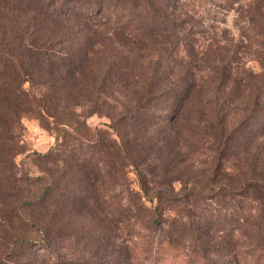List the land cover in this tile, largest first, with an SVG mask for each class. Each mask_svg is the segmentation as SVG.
<instances>
[{"label": "trees", "instance_id": "obj_1", "mask_svg": "<svg viewBox=\"0 0 264 264\" xmlns=\"http://www.w3.org/2000/svg\"><path fill=\"white\" fill-rule=\"evenodd\" d=\"M259 1L257 5L253 3L251 8L254 7L249 11V21L254 24L249 28L250 35L246 37L247 41L255 40L258 45L259 41L264 43V12L259 13L264 0ZM179 2L180 0H0V146L7 151L10 162L26 151L20 135L23 130L20 123L22 117H33L41 127L52 129L55 132L54 146L45 154L34 153V156L46 163L61 162L66 165L63 171L69 178L64 180L74 191L71 189L57 194L65 199L61 209L66 207V203L81 211H85V208L91 219L92 216L103 214L102 203L98 202V190H107L117 185L118 180L121 181L122 190L127 194L125 201L121 200L116 207L115 220L111 222L103 216L105 223L107 220L108 224H113L112 236L80 234L66 230V227L61 228L65 237L80 234L84 235L82 238L95 239L98 243L97 252L101 251V247L106 248L107 252L115 247L117 254L111 264H129V261L138 264L139 257L152 252L156 255L154 260H157V264H165L168 256L173 257L174 261L188 257L198 264H264L262 206L261 211H258L261 212V230L251 231L249 237L256 243L243 252L246 258H241L235 239L237 231L239 234L245 231L242 226H235L233 231L226 223L214 222L207 215H203L201 219L196 216V210L203 200L218 199L220 194L215 192L216 189L225 188L230 193H242L245 197H259L264 194V179L250 178L240 187L215 184L212 188L209 186L212 183L208 180L198 181L192 177L182 179L174 173L183 162L189 161L187 156L181 155L180 150L197 130L200 132L204 129L209 141H216L214 131L209 129L222 130L224 119H221V114L225 109L219 103L221 97L228 92L225 87L235 84L234 80H237L223 64V59L216 58L213 64H223L222 68L212 67L215 74L212 72L209 78L213 77L218 85L211 88L206 84V88L200 86L199 91L195 76L191 74L192 70L188 69L186 75L179 74L168 60L171 53L164 49L161 54L151 55V51L177 44L181 33H194L191 29L193 24L188 29L183 28L188 20L177 18L179 22H176L165 15L169 13V8L175 9ZM71 17L82 18L86 23L96 18L114 21L115 33L121 34L126 42V56L130 55L122 61L127 67H135V63L142 65L150 57V70L146 72L148 75L145 74L146 69H140L138 74L142 84L136 87L139 90L134 93L135 107L122 108L116 116L113 114L109 117L112 120L109 127L115 133L114 136L105 129H91L83 120L85 116L76 114L70 107L71 96H64L71 81L79 82L87 75L91 76L88 79L91 83L95 79L92 68L90 70L94 62L89 53L92 46L88 47L80 42L73 27L67 24ZM196 60L197 55H194V61ZM181 64L178 66L182 68ZM262 65L264 71V64ZM110 68H113L112 63H108L106 70ZM258 77L259 75L251 76V79L257 78L259 81L261 77ZM34 85L44 89L39 96L33 93ZM256 89L259 93L260 87ZM198 92L199 101L196 95ZM160 100L170 102L171 112L162 114L159 118L149 109L153 101ZM204 101L210 105L205 106ZM75 103L78 104L76 101ZM201 103L203 107H200ZM254 105L257 103L254 102ZM164 122L168 126L179 124L181 128L179 126V130L173 135H178L179 138L181 135L185 136L181 144L176 146L175 152L172 147L174 143L180 142L177 136L161 130L163 136L161 143L157 145L150 142L153 134L146 137V140L141 135L146 124ZM131 170L137 177V190L131 189L125 182ZM49 173L52 171L49 170ZM48 178L50 182L48 179L49 184L42 194L25 203V206H41L44 201L54 200L56 192L53 183L57 182L50 176ZM174 182L181 185L177 194L172 190ZM229 182L233 184V181ZM170 203L180 207L177 210H167ZM174 211L177 212L176 218L171 214ZM246 219H243L242 224L246 223ZM99 220L102 221L100 218ZM30 223L31 227L39 231L40 222L33 220ZM256 226L255 224L254 227ZM140 230L150 235L146 234L147 238L144 234L139 236ZM120 232L121 239H118ZM217 232H224L223 237L230 239L227 246H218L212 240ZM135 236L140 239L145 237V243H142L146 244L145 251L136 245L140 242ZM51 240L47 241V237L43 236L44 245ZM14 245L15 248L22 247L26 245V241L16 237ZM103 252L105 256L108 255L104 249ZM215 252L220 255L226 253L227 260L221 262L220 259L213 258L211 255ZM248 256L252 258L249 259ZM105 263L106 261L101 262Z\"/></svg>", "mask_w": 264, "mask_h": 264}, {"label": "rangeland", "instance_id": "obj_2", "mask_svg": "<svg viewBox=\"0 0 264 264\" xmlns=\"http://www.w3.org/2000/svg\"><path fill=\"white\" fill-rule=\"evenodd\" d=\"M253 3L257 5L260 1L180 0L175 9L169 8L167 10L169 13L165 14L170 20L176 22H179L177 18L188 20L187 24H183V28L188 29L193 24L191 29L194 33L183 35L181 33L177 44H169L165 48L151 51L152 56L161 54V50L164 51V49L171 53L172 56L168 60L179 74L186 75L188 69L192 70L191 74L195 76L199 91L200 86L206 88V84H209L211 88L218 85L213 77L209 78L213 72L212 67L221 69V65L225 64L231 70L232 76L237 79L234 80L235 84L231 83L225 87L228 92L221 97L219 103L221 106L224 105L222 108L225 109V112L221 114V119H224L223 132L219 128L209 129L211 132L214 131L216 141L214 139L210 142L205 130L201 129L200 132L197 130L180 150L182 156L189 158L188 162H183L174 171L175 176L182 179L192 177L198 181L208 180L212 183L209 185L212 188L216 186L215 184L240 187L250 178L264 179V76H262L264 71L261 67L264 64V43L259 41L258 45L255 40L251 42L246 38L250 35V26L254 24L249 21L251 15L249 11L253 9L254 6L251 8ZM159 4L163 6L161 2ZM263 12L264 6L259 10V13L263 14ZM86 22L79 17H71L67 20V24L73 27L80 42L85 46H92V51L89 53L94 62L90 70L92 68L95 79L91 83L92 81L88 80L91 76L87 75L86 78L78 80L79 82L71 81L72 83L70 82L66 87L64 96L66 97V94L71 96L70 107L76 114L85 116L83 120L91 129H105L114 136L115 133L109 127L112 124L109 117L113 114L116 116L122 108H131L136 104L134 93L139 90L136 87L142 84L138 74L140 69H146L145 74L150 70V57L145 59L142 65L135 63V67H127V64L122 61L124 57L129 58L130 55L126 56V42L121 34L115 33L114 21L108 22L104 18H96L90 20V23ZM197 30L198 33H195ZM194 55H197L196 61H194ZM216 58H222L223 64L218 62L213 64ZM108 63H112L113 68L107 71ZM178 64H181L182 68ZM106 71L107 74L103 75ZM258 75V78H262L259 79L260 82L257 78L251 79V76ZM259 87L258 93L256 88ZM32 89L37 96L44 91L43 87L36 85ZM196 95L199 101V92ZM254 102L257 105H254ZM151 104L149 111H154L159 118L162 114L171 112L168 100L153 101ZM204 105L207 106L210 103L204 101ZM200 107H203V103ZM132 110L133 108L129 110V113ZM201 118L202 116L199 118L200 122ZM20 123L23 127L20 132L21 140L26 151L15 156L10 162L7 151L0 146V264H101L102 261H106L105 264H111L110 262L117 254L115 247L113 250H108L109 252L101 247V251L97 252V241L82 238L84 235L80 234L112 236L113 224H108L107 220L105 223L103 216L110 221L115 220L116 207L121 200L125 201L127 194L122 190L121 181L118 180L117 185L107 190L102 188L98 190L100 192L98 202L102 203L103 209V214L99 216H92L91 219L90 214L85 212L87 211L85 208V211L79 208L74 209L69 203H66V207L62 210L65 199L57 194L72 189L64 180L69 178L63 171L66 165L61 162L46 163L45 160L34 156V153L45 154L54 146L55 132L41 127L39 121L33 117H22ZM179 126L176 123L168 126L166 122L146 124L145 131L142 129L141 135L143 134L146 140V137H151L153 134L154 138L152 137L150 142L157 145L161 143L163 136L160 133L161 130L169 135L177 136L180 142L174 143L172 150L175 152L176 146L180 145L185 138L182 135L181 138L173 135L179 130ZM89 157L91 156H87ZM49 170L52 173H49ZM48 176L57 182L53 183L56 192L53 196L54 200L44 201L41 206H38L39 204L25 206V203L42 194L50 182ZM229 181H233V184ZM125 182L131 189L137 190V177L133 170L127 174ZM180 189L181 185L174 182L172 187L174 193L177 194ZM216 190L215 192L220 194L218 199L203 200L200 208L196 210V216L201 219L203 215H207L214 222L226 223L231 230L235 226H242L245 231L242 234L237 231L235 239L238 243V251L242 254L241 258H246L243 252L255 242L249 237L251 231L261 230L259 227L261 212L258 211H261L262 206L264 212V194L259 197L254 195L245 197L242 193H230V190L225 188ZM179 207L180 205L176 207L175 204L170 203L167 210H177ZM171 214L177 217L176 211ZM244 218H247L246 223L242 224ZM232 219L235 221L232 222ZM33 220L40 222L39 231L31 227L30 221ZM255 224L256 227H254ZM63 227L80 234L65 237V232L61 229ZM139 232V236L150 235L145 231ZM204 234L207 235L206 232ZM44 235L47 241L52 239L45 245ZM223 236L224 232L223 234L217 232L212 240L218 246H227L230 239ZM16 237L24 239L26 245L15 248ZM135 238L140 242L136 244L139 245V249L145 251L146 244H142L145 243V237L140 239L135 236ZM118 239H121V232ZM261 239L264 241V235ZM257 240L259 241L258 238ZM103 249L106 254L108 253L107 256L104 255ZM185 252L189 254L187 250ZM211 256L220 259L221 262L227 260L226 253L220 255L215 252ZM155 258L156 255L152 252L139 257L137 262L138 264H157ZM247 258L251 259L252 256ZM177 263L198 264L188 257H181L179 261H174L171 256L166 258L165 264ZM129 264L137 263L129 261Z\"/></svg>", "mask_w": 264, "mask_h": 264}]
</instances>
